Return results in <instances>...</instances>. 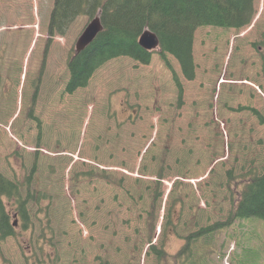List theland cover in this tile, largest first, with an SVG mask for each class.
I'll return each mask as SVG.
<instances>
[{
    "label": "rangeland",
    "instance_id": "374dc122",
    "mask_svg": "<svg viewBox=\"0 0 264 264\" xmlns=\"http://www.w3.org/2000/svg\"><path fill=\"white\" fill-rule=\"evenodd\" d=\"M54 1L0 0V172L23 184L24 195L31 178L32 190L47 196L29 203L30 223L23 228L19 219L16 237L0 246V264H162L150 241L178 253L193 232L227 221L230 177L264 173V70L254 46L264 35V0L241 30L196 31L194 80L168 55L181 99L157 53L149 65L114 59L88 87L66 93L67 61L90 19L79 17L48 46ZM47 47L39 124L28 111ZM173 210L178 231L165 236ZM245 220L202 239L205 252L216 246L209 264H264V220Z\"/></svg>",
    "mask_w": 264,
    "mask_h": 264
},
{
    "label": "trees",
    "instance_id": "16d2710c",
    "mask_svg": "<svg viewBox=\"0 0 264 264\" xmlns=\"http://www.w3.org/2000/svg\"><path fill=\"white\" fill-rule=\"evenodd\" d=\"M100 11L103 30L79 53L73 52L68 58L69 79L65 92L70 95L79 89L86 88L96 71L111 60L127 57L143 65H149L154 52L142 48L139 44L141 35L149 29L159 39V49L155 52L174 74L181 99L183 86L168 60V55L175 57L187 80H194L196 77L194 59L196 31L203 27L241 30L251 25L257 13L256 0H55L49 18L48 35L50 39L47 45L49 46L51 38L65 36L79 17L86 16L92 19ZM254 46L264 61V35L263 39ZM47 49L48 47L44 54V62L47 59ZM43 71L44 65L41 73ZM40 79L41 76L37 87ZM37 92L38 90H36L34 99H36ZM250 110L259 115L256 110ZM33 112L34 104H31L28 117L39 120L34 117ZM36 167L37 162L35 161L33 172ZM31 180V178L27 179L24 195L23 184L10 180L0 172V243L9 237H16L18 232L14 226L10 208H14L21 216L24 227H27L30 223L29 203L39 202L47 197L46 194L42 195L36 189L32 190ZM157 185L147 212L149 240L155 233L157 206L162 196L159 181ZM228 186L233 194L234 206L227 221L217 222L193 232L187 237L186 244L175 255L152 245L150 252H153L158 262L183 264L186 261L195 262L198 258L203 259L202 250L205 246L202 239L204 237L212 236L213 233L225 227H232L236 221L264 220V173L259 174L251 170L239 177H230ZM8 205L11 207L9 208ZM176 215L177 212L174 210L168 214L163 229L165 236L177 233ZM41 238L43 241L46 240L44 232ZM196 251L199 252L196 253Z\"/></svg>",
    "mask_w": 264,
    "mask_h": 264
},
{
    "label": "water",
    "instance_id": "95a60500",
    "mask_svg": "<svg viewBox=\"0 0 264 264\" xmlns=\"http://www.w3.org/2000/svg\"><path fill=\"white\" fill-rule=\"evenodd\" d=\"M102 30L103 26L100 19V13H98L79 37L76 44V53L84 49ZM140 45L146 50H154L159 47V39L156 34L150 30H145L140 37Z\"/></svg>",
    "mask_w": 264,
    "mask_h": 264
}]
</instances>
